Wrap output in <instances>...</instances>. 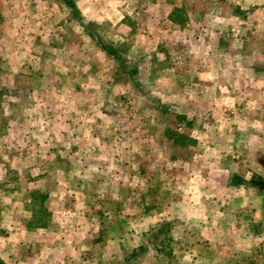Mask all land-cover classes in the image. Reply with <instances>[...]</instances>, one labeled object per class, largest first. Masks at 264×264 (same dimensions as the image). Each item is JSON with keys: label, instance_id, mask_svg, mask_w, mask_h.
Masks as SVG:
<instances>
[{"label": "crops", "instance_id": "obj_1", "mask_svg": "<svg viewBox=\"0 0 264 264\" xmlns=\"http://www.w3.org/2000/svg\"><path fill=\"white\" fill-rule=\"evenodd\" d=\"M73 1L137 72L118 69L79 22L88 45L57 49L66 33L49 39L44 18L14 24L8 12L24 7L0 0V104L19 126L0 133V198L30 219L97 217L123 260L165 221L187 264H264V0ZM90 42L107 65L91 63ZM17 95L34 109L14 121ZM36 223L23 231L49 229ZM9 236L0 230V257L37 264Z\"/></svg>", "mask_w": 264, "mask_h": 264}, {"label": "rangeland", "instance_id": "obj_2", "mask_svg": "<svg viewBox=\"0 0 264 264\" xmlns=\"http://www.w3.org/2000/svg\"><path fill=\"white\" fill-rule=\"evenodd\" d=\"M16 3H20L24 7V10L26 11L24 16H18L19 14L15 12L16 10H11L8 12V16L10 17L11 21L14 22V24L18 23V18L23 17L25 22L29 25V29H33L35 26L33 24L35 21H40L41 18H44V23L47 24V27H44L41 29L44 34L50 35V38H52V35L56 34L58 30H60V33H66L67 35L65 38L67 39L66 42H59L57 43L56 47L57 49H63L65 45L67 44L68 47L73 45V48L75 50L81 49V47L88 45L86 38L81 33L82 26L78 23L79 21L75 18L74 24L73 22H69L65 27H60L59 19L64 20V18L70 16V9L68 6L63 2V0H13ZM183 1V0H180ZM191 1V0H189ZM194 1V0H193ZM199 3L205 2L204 0H197ZM12 3V1H11ZM49 3V4H48ZM53 6V8L46 9L45 6ZM51 6V7H52ZM92 9V7H89ZM46 9V12H45ZM55 9V10H53ZM97 9L95 8V11ZM22 14V13H21ZM71 17V16H70ZM72 18V17H71ZM48 19V20H46ZM50 20V21H49ZM77 20V21H75ZM34 21V22H33ZM55 21V22H54ZM96 25V24H95ZM97 28V25L95 26ZM55 26V27H54ZM56 26H58L56 28ZM73 26V29L70 28ZM55 28V29H54ZM84 28V26H83ZM92 25H89L88 27L84 28L91 34V31L94 30ZM101 28H107L105 24H102ZM35 29V28H34ZM66 29V30H65ZM1 30V27H0ZM24 30V29H23ZM12 32L11 30L8 31ZM52 49L53 45L51 41H49ZM45 45L46 43L43 42ZM89 46L91 50L87 53H89L88 57L92 64H103L105 62L104 59H101L99 56H97L95 50L96 47L93 46V43L90 42ZM47 60V59H46ZM45 59H42L40 61V64L44 65ZM80 64L79 59L77 61H73V65L77 67V65ZM105 65L106 62H105ZM104 68V66H102ZM2 97V92L0 93V99ZM16 104L12 107V119L14 121L19 120L20 115H24L26 113L32 112L33 107L27 108L28 106H25L24 102L26 97L23 95L18 96L17 95ZM31 109V110H30ZM70 111L72 110L71 107L69 108ZM113 108H111V111ZM8 111H11V108H5L0 104V133L2 134L4 126L10 124H13L12 129L15 132L19 129V126L16 122H11L9 124V113ZM11 115V114H10ZM104 121L112 123L113 119H117V113H109L105 114ZM29 125V123H26V127ZM108 129V128H105ZM3 130V131H2ZM107 131V130H104ZM106 133V132H105ZM15 138H13L14 142ZM1 141V140H0ZM108 139L106 141H103V145H108ZM1 145V142H0ZM12 148L15 150L17 147L12 146ZM107 164H110L109 161H107ZM157 173L160 175V170L157 171ZM9 175L8 174V178ZM12 178V177H11ZM4 181V180H3ZM145 180H143L144 182ZM155 181V178L152 179V182ZM3 183V182H2ZM11 183V184H10ZM15 179L8 180L6 185L5 183L2 185L6 189L9 190L11 188V185H17L15 184ZM107 192V191H106ZM66 205L68 207H71L73 205V202L70 201L69 198L66 200ZM23 205V203L20 202H9V200L1 196L0 198V215H4L5 213L12 212L11 215H8L3 219L4 222H2V227H0V230L4 234L13 233V236H9L7 243L10 244V242H17V246H19L18 252L21 254L22 259H26L27 256L34 257V259L37 261V264H187L185 258L186 256L180 255V250L178 249L179 243L176 242V240H168L165 236H163V242H159L158 246H164L165 249H168L169 247L171 250V253H167L165 249H157L155 246H153L151 239H148L147 235L144 234L145 240L149 242V246H145L143 250L139 252L138 255L133 257L128 263H125L123 260V255L126 254L125 250L120 249L115 242H113V236H117L118 234H114L113 231H109L106 229V231L99 230L97 221L99 220L97 217H84L82 213L74 214V215H67L66 212L62 215V217H59L57 219L53 218H46L48 213L47 210L40 211V221L48 220L49 223V229L46 230H40L33 233H25L23 229H25V221L31 220L35 222L34 217L32 216L28 218V215L26 212L20 210L19 208ZM51 205V203H50ZM55 205V204H54ZM96 205V204H95ZM94 205V206H95ZM58 206V205H57ZM57 206H52L56 207ZM60 206V205H59ZM55 208V209H56ZM13 209V210H11ZM2 213V214H1ZM11 218V219H10ZM39 220H36V222ZM1 222V221H0ZM60 224H59V223ZM66 225L67 230H61L60 225ZM58 225V228H55V226ZM15 231V232H13ZM19 231V233H17ZM150 231L147 234H150ZM7 232V233H5ZM121 241L120 243H122ZM14 245V244H12ZM188 261V260H187ZM201 264V263H197Z\"/></svg>", "mask_w": 264, "mask_h": 264}, {"label": "trees", "instance_id": "obj_3", "mask_svg": "<svg viewBox=\"0 0 264 264\" xmlns=\"http://www.w3.org/2000/svg\"><path fill=\"white\" fill-rule=\"evenodd\" d=\"M63 2L70 9V16L72 18L77 19L79 23L82 24L85 28L88 27L89 25H92L94 28L93 23L83 21V18L80 15L79 10L77 9V6L73 0H63ZM90 35L95 38V41L100 46V48H102L108 55H110L115 60V65L118 69H123L125 72L127 71L129 76L135 75V73L137 72L136 67L132 65L131 67L129 66L130 68L129 67L127 68L128 66L127 59L125 58V56L123 55V53L118 47H116L110 42H105L101 38V36L99 35V33L97 32L95 28L93 31H91ZM40 218H41L40 216H35L33 218L35 219V222L36 220H39L37 221L36 224H39V223L42 224L45 222L44 220L40 221ZM0 221H1V215H0ZM169 228H170L169 223L163 221V222H160L155 228L151 229L150 234H147L148 239L152 238L151 242L153 246H155V248L165 249L164 246H158V243L163 242V239H162L163 236H165L169 240V235L167 234L169 231ZM144 248H145V245H140L136 249H133L131 253H129V255H127L124 258V262L128 263L132 257H135L136 255H138L139 252L143 250ZM165 251L169 254L171 253L169 249H165ZM0 264H7V263L0 257Z\"/></svg>", "mask_w": 264, "mask_h": 264}]
</instances>
